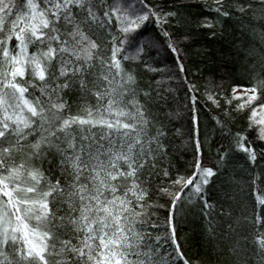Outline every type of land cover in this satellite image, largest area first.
I'll list each match as a JSON object with an SVG mask.
<instances>
[{
  "label": "snow or ice",
  "instance_id": "obj_1",
  "mask_svg": "<svg viewBox=\"0 0 264 264\" xmlns=\"http://www.w3.org/2000/svg\"><path fill=\"white\" fill-rule=\"evenodd\" d=\"M173 3L175 11L165 12L156 0H0V264H190L175 221L196 206L213 216L206 235L216 264H264V197L251 215L237 214L238 182L230 177L216 204L208 202L237 152L255 169L251 185H264V52L249 50L250 86L233 89L229 110L213 118L228 132L216 142L214 166H204L212 143L201 140L190 116L181 133L192 149L190 175L173 179L157 111L167 98L143 80L141 67L163 74L144 57L160 48L178 52V44L167 31L140 40L149 21L162 27L183 19L187 5ZM257 6L264 19V0ZM214 11L217 22L231 15L223 5ZM196 25L214 30L216 22ZM233 101L241 102L232 108ZM154 196L164 203L147 205ZM217 204L220 213L205 211ZM146 209L163 211V223L151 222Z\"/></svg>",
  "mask_w": 264,
  "mask_h": 264
},
{
  "label": "trees",
  "instance_id": "obj_2",
  "mask_svg": "<svg viewBox=\"0 0 264 264\" xmlns=\"http://www.w3.org/2000/svg\"><path fill=\"white\" fill-rule=\"evenodd\" d=\"M156 3L157 7L165 12L175 11L173 0H156ZM180 3L187 5L181 8L183 17L181 21L172 19L162 27L154 20L149 21L143 26L144 35L140 38L143 44L144 41L155 39L162 31H167L173 34V40L178 44V52L160 48L158 52L152 50L150 55L144 57L154 68L161 69L163 74L147 72L141 67L143 80L146 83L151 82L152 87L167 98V103L161 101L157 111L164 119L171 142L168 151L173 179L177 176L190 175L186 172L188 166L185 161H191L192 149L188 146L187 137L181 135L189 125L190 116L198 119L201 140L207 136L212 143L211 151L207 147L203 150L204 166H214L218 159L215 153L216 142L221 140L222 136L227 137L228 132L227 129L222 131L213 118L220 117L224 111L229 110L227 100L232 99L233 89L239 90L250 86L244 71L248 63L249 50L254 51L258 57L264 52V19H260L258 0H220V4H217V0H180ZM249 3L253 5L252 11L241 14L237 10L240 4L247 7ZM220 5H223V10L231 15L217 22L214 10ZM197 19L216 22V27L214 30L197 27ZM185 34H188L189 38H185ZM129 51L131 50H126ZM178 64H183L185 69L183 72H179ZM169 72L173 75H167ZM156 81L163 83L157 88ZM209 94L219 101L220 108L207 98ZM192 97L196 98L195 101ZM238 102L241 101H233L231 107L234 108ZM169 113L173 114L171 118H167ZM235 123L237 128L246 127V118ZM235 130L233 128V131ZM224 142L229 143V139H225ZM246 159V154L237 152L234 161L222 171L215 188L208 196L209 204H216L217 190L222 183H229L231 177L238 182L232 185L240 201L237 214L245 209L248 215L252 214L256 197H264V185H260L259 188L251 185L249 173L254 174L255 169L252 168L251 161L245 165ZM259 163L264 164V161ZM164 183L170 181L164 179ZM163 203V199L155 196L147 200V205ZM146 211L150 214L151 222H156L155 217H159V222L163 223V211L155 213V216H151V209ZM205 211L215 215L220 213L221 209L217 204L215 208ZM211 219L213 216L205 215L201 212L200 206H196L178 216L175 221L182 251L185 258L190 259V264H202V261L210 258L212 264H216L219 259L206 235L207 221ZM161 234L162 231L152 232L153 237Z\"/></svg>",
  "mask_w": 264,
  "mask_h": 264
},
{
  "label": "rangeland",
  "instance_id": "obj_3",
  "mask_svg": "<svg viewBox=\"0 0 264 264\" xmlns=\"http://www.w3.org/2000/svg\"><path fill=\"white\" fill-rule=\"evenodd\" d=\"M236 90H237V92H242V90H243V89H239V90H238V89H236Z\"/></svg>",
  "mask_w": 264,
  "mask_h": 264
}]
</instances>
